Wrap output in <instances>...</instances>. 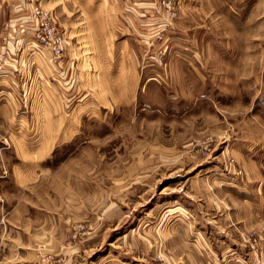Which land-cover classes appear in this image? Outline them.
<instances>
[{"label": "rangeland", "instance_id": "1", "mask_svg": "<svg viewBox=\"0 0 264 264\" xmlns=\"http://www.w3.org/2000/svg\"><path fill=\"white\" fill-rule=\"evenodd\" d=\"M33 1L66 44L0 72V264H264V0H179L149 49L112 20L138 0ZM122 52L133 103L102 109Z\"/></svg>", "mask_w": 264, "mask_h": 264}, {"label": "crops", "instance_id": "2", "mask_svg": "<svg viewBox=\"0 0 264 264\" xmlns=\"http://www.w3.org/2000/svg\"><path fill=\"white\" fill-rule=\"evenodd\" d=\"M149 1L150 0H138V3L136 5L132 3L129 4L128 6H130V8H126L124 6L123 10L126 13L123 14L124 11L122 13H118V16L115 15V17L112 19L116 25L115 29H120L121 31H123V29H127V27H125L123 23L128 24L126 26L128 27L130 26L135 36L134 38H136V41L143 44V46H145L148 49L154 44L155 37L153 34L156 33L157 31V26H156L157 23H154L153 22L154 19L152 18V16H150L152 13V10L151 8H149L150 7L148 5ZM131 9H133L134 13L127 12ZM9 10H10V14H9V18L5 26L10 35L7 37L5 41L9 49L11 50V52H15L22 46V38L24 37L22 35L17 34V28L15 27L18 25V21L26 20L27 15L19 11L18 7L14 4L9 6ZM109 17L111 18V16H108V18ZM106 21L109 22V19H107ZM135 23H138L139 26L135 25ZM132 40L133 39L131 38V36L120 37V42L118 46L120 47L119 51L124 49L130 52L131 50L130 41ZM85 53H88V52H86L85 48L82 47L81 56L83 55V57H85L86 56ZM99 53L101 52L99 51ZM122 54L123 52L117 57L118 59L114 61L113 63L114 65H112L111 62H109V59H107V57H105V61H103L102 63L103 65H101V68H103L105 71L104 73L105 76L109 75V71L111 69H113L114 71V76L112 77L113 82H109L112 88L107 89L106 87L109 84L108 83L104 84L105 85V90H104L105 93L103 95L104 106L101 107L102 109H107V105L110 108H113L116 106H119V107L129 106L133 103L134 86L136 82L134 65L132 62H130L129 64H126L125 61L123 60ZM130 59H131V56H130ZM77 62L78 61L73 60V57L72 58L68 57L67 61L64 62L63 64V68H65L64 69L65 75H67V81L65 82V91L68 94H73L74 92H77L79 88L80 89L83 88L84 80H81V79H84V78L86 79L87 75L89 78V73L85 72L84 74V72L79 73L76 71ZM80 63H81V66L83 67L86 66V61H84V59ZM55 72H57L56 74H58L60 71L59 69L58 70L56 69ZM106 72H107V75H106ZM98 76L100 77L99 73H98ZM181 76H183V72H181ZM106 79H109V78L107 77ZM58 84L60 83L58 82ZM99 94L101 96L102 91ZM99 102H101V99H99ZM79 118H84V114H80Z\"/></svg>", "mask_w": 264, "mask_h": 264}, {"label": "built area", "instance_id": "3", "mask_svg": "<svg viewBox=\"0 0 264 264\" xmlns=\"http://www.w3.org/2000/svg\"><path fill=\"white\" fill-rule=\"evenodd\" d=\"M179 0H158V3L149 2L151 10H156L158 17L152 15L157 22V35L155 39H161L158 32L169 26L175 17L176 7ZM18 10L27 15L26 20L18 21L17 34L24 36L22 46L15 52H0V72L4 71L7 64L21 59L25 53L28 57L43 58L49 65L59 67L63 63L66 37L58 28L56 13L43 9L33 0H19L14 3ZM153 20V21H154ZM160 28V29H159ZM159 29V30H158ZM161 50V49H160ZM151 53L149 59L161 65V54Z\"/></svg>", "mask_w": 264, "mask_h": 264}]
</instances>
